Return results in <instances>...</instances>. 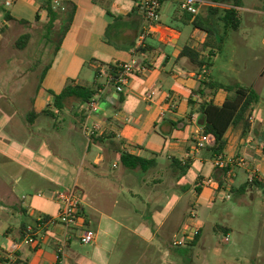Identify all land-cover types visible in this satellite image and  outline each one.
<instances>
[{"label": "crops", "instance_id": "1", "mask_svg": "<svg viewBox=\"0 0 264 264\" xmlns=\"http://www.w3.org/2000/svg\"><path fill=\"white\" fill-rule=\"evenodd\" d=\"M41 1L21 0L34 11L33 20L9 15L10 19L0 28V54L6 61L3 65L23 67L24 72L38 79L32 109L20 115L19 122L9 112L0 111V135L4 131L24 132L23 144L4 139L0 156L51 187L45 191V197L38 196L27 205L25 198L15 196L14 184L0 179V264H55L59 247H63L64 264H107L111 252L99 245V232L108 236L112 245L120 241L123 245L140 246L145 262L154 260L164 247L171 251L164 253L168 256L192 248L172 247L181 227L188 223L186 218L191 210H211L221 198L228 199L232 191L247 184L249 171H255L264 183V155L259 137L264 127L256 122L255 108L250 117V131L245 136L239 128H229L225 134L224 160L240 158L246 162L245 167L232 169L234 176L228 183L225 172L231 166L227 165L225 172L214 166L216 158L209 149L211 142L196 149L203 122L199 104L212 99L221 105L227 96L221 91L213 96L206 92L203 98L194 94L199 88L197 68L181 52L189 47L204 56L210 47H203L208 42L204 32L193 29L191 24L176 25L178 22L172 19L179 12L175 2H163L160 25L145 39L147 51L140 53L137 50L144 47L138 38L146 22L137 0H64L67 10L56 23L65 27L50 62L43 67L31 55L28 58L29 47L37 43L31 28L37 22H42L44 28L47 25ZM221 4L215 8H228L227 4ZM7 9L15 10L16 2ZM198 16L209 26L219 24L207 6L200 8ZM171 20L173 27H168ZM11 24L22 27L13 48ZM185 26L191 27L186 34L182 30ZM214 32L220 36L225 33L220 25ZM26 34L28 42L18 49L19 39ZM130 61L147 71H134L124 93L117 94L114 86L107 84V68ZM205 74L212 78L211 70ZM68 85L103 86L99 89L98 111L89 114L86 106L73 102L63 110H56L51 93L59 94ZM43 117L60 118L59 127L68 125L67 142L51 133L55 125L48 128ZM84 126L94 132L86 135ZM32 139L39 142V148L43 145L48 149L49 157L31 153L36 146ZM122 154L139 157L151 165L146 169L127 168L121 163ZM188 175L191 184L187 188L183 181ZM205 180L213 183L201 185ZM17 181L21 179L14 183ZM72 188H77L81 196V226H92L96 232L94 250L86 257L73 248L74 242L80 245L82 227L67 230L55 221L60 210L58 195ZM255 188L258 189L247 187L244 194ZM43 218L54 223H42ZM194 224L202 233L205 223L195 220ZM121 230L129 237L122 240L119 235L114 236ZM31 234L35 245L25 244V238ZM201 241L202 234L193 247Z\"/></svg>", "mask_w": 264, "mask_h": 264}, {"label": "rangeland", "instance_id": "2", "mask_svg": "<svg viewBox=\"0 0 264 264\" xmlns=\"http://www.w3.org/2000/svg\"><path fill=\"white\" fill-rule=\"evenodd\" d=\"M3 0H0L2 3ZM240 10L241 24L237 32H229L224 41L223 48L215 59L211 68L212 78L224 84L237 82L242 86L252 87L259 95V102L255 106L256 122L264 127V0H242ZM4 2V1H3ZM16 9L10 10L8 7L0 5V28L8 19L7 16L20 17L25 21H32L34 11L23 5L21 0H14ZM258 11V12H257ZM19 19V18H17ZM165 19H162L163 23ZM182 26L181 23H176ZM10 35L12 48L17 40L16 36L22 29L21 26L11 24ZM63 23H55L53 28L43 27L42 22H37L32 29L33 35L37 38V43L29 47L28 58L31 55L33 60H37L45 67L52 58V51L57 45L60 35L64 30ZM191 27L182 28L184 34L190 31ZM164 40V39H163ZM3 55L0 54V111L9 112L13 119L19 122V116L31 108V99L36 90V77L30 72H24L23 67H15L12 64H4ZM10 65V66H9ZM41 71L37 69V72ZM263 72V73H262ZM26 73V75L24 74ZM262 73V74H261ZM38 80V79H37ZM38 83V82H37ZM44 94V93H43ZM226 96H228L226 94ZM60 119V118H59ZM58 118L43 117L47 122L46 126L52 129L53 134H58L61 141L67 142L66 128L59 127ZM13 120V121H14ZM2 125V124H0ZM58 128V130H56ZM23 130L15 132L4 131L0 135V144L6 138H11L17 145L23 144ZM36 130L34 129L35 133ZM2 142V143H1ZM32 139V144L35 143ZM44 142V141H43ZM49 143V142H48ZM45 145V142H44ZM51 145V143H49ZM36 142L31 153L37 157H49L48 149L42 145L39 148ZM52 147V145H51ZM52 149V148H51ZM37 169V168H36ZM242 175V174H241ZM190 175L183 181L188 188L191 184ZM20 178L21 181H14ZM0 179L7 184H14V194L18 199L25 198L27 205L38 196L45 197V191L51 187L45 181H41L29 171H24L15 164L10 163L0 156ZM219 200L211 209L191 210L198 221L205 223L202 232L200 245L190 249L177 250L176 256L164 254L169 248H161L159 254L156 253L154 260L144 261L143 249L140 246L123 245L120 243L112 245L108 236L99 232L98 243L106 252H111L110 260L107 264H264V195L261 189H253L242 196L229 195L228 199ZM190 214L186 220L189 222ZM218 227L229 229V234L225 236ZM82 231H92L91 227L84 226ZM122 240L129 236L125 231L117 232ZM180 237V234L176 236ZM227 237L228 242H225ZM186 246L184 248H188ZM73 248L85 256L92 253L93 246L79 245L73 243ZM157 250V248H156ZM175 252V251H174ZM106 255H104L105 258ZM107 259V258H106ZM82 264H85L84 262ZM102 264V263H101Z\"/></svg>", "mask_w": 264, "mask_h": 264}, {"label": "trees", "instance_id": "3", "mask_svg": "<svg viewBox=\"0 0 264 264\" xmlns=\"http://www.w3.org/2000/svg\"><path fill=\"white\" fill-rule=\"evenodd\" d=\"M215 3L227 4L228 8H209V12L214 16H217V21L221 26V29L226 32H237L239 30L241 20L239 8H242V0H213ZM66 4V2H65ZM64 11L55 10L52 6V0H42L40 3V9L45 13L47 19L46 27L48 29L53 28L54 24L60 19V14L66 12L67 7H63ZM8 19L9 16H7ZM38 14L36 19H38ZM174 21L181 23V25L191 24L192 28L195 30L202 31L206 34L208 42L204 44L205 47H210L206 55L201 56L199 52L185 47L181 56L186 57L188 61L197 68V75L199 79V88L194 92L196 96L203 98L209 92L212 96L216 92H224L228 96L225 101L218 105L213 102V100L203 101L199 104V113L202 117V134L209 137L211 146L209 149L212 154L217 158L222 156L224 150L226 149V139L225 134L229 128H239L241 130L242 136H245L251 128L250 117L254 111L255 106L259 102V95L252 87L242 86L237 82H232L229 84H224L215 81L214 79L207 77L205 72L211 70L214 65V58L220 54L224 41L226 40V34L217 35L214 31L217 30L218 25L209 26L205 21L198 15L192 18L190 15L181 12H176V15L172 18ZM173 20L168 23V27H173ZM177 30V28H175ZM211 39V43H209ZM29 40V35L22 36L18 43L17 48H24L25 44ZM146 41V40H145ZM145 41L143 42V47L137 51L144 53L147 51L145 48ZM120 70L116 66H108L107 74L110 79V85H113V80L118 77ZM97 75L99 69L96 71ZM98 88H91L87 86H66L59 94L51 93L53 97V107L56 110H63L66 108L69 102H73L78 106H86L91 99L96 97L99 93ZM192 105V102L190 101ZM260 141L263 145L262 153L264 155V130L259 135ZM121 163L130 169H135L137 167L146 169L151 165V162L145 161L139 157L131 156L129 154L121 155ZM225 172V170H224ZM257 187L263 191L264 195V184L258 181H254L251 185L246 184L241 188L232 191L234 196H242L246 192L247 187ZM77 216L83 220L81 206L77 210ZM50 219L43 218L42 223L48 222ZM219 231L225 236L229 234V229L225 227H218ZM82 232V231H81ZM201 231L199 230L191 242L189 247H193L197 244L201 238ZM32 235V234H31ZM173 247V246H172Z\"/></svg>", "mask_w": 264, "mask_h": 264}, {"label": "built area", "instance_id": "4", "mask_svg": "<svg viewBox=\"0 0 264 264\" xmlns=\"http://www.w3.org/2000/svg\"><path fill=\"white\" fill-rule=\"evenodd\" d=\"M139 8L141 9L144 20L146 22V27L139 35L140 45L143 44L145 39L155 32L156 28L160 25V11L163 2L172 1L175 2L181 12H184L190 15L192 18L196 17L199 14V10L202 6H207L209 8L221 7L222 4L215 3L213 0H137ZM14 0H5L4 6L9 7L12 5ZM64 0H52V6L55 10L63 11ZM120 72L118 77L113 80V86L117 94L124 93L125 85L128 82V78L130 75L134 73V71H138L140 73H145L147 71L146 67H138L134 61H130L129 63L124 64H115ZM111 77L107 76V84L110 85ZM100 92L96 97L91 99V101L86 105L87 112L89 114L96 113L98 111ZM94 132V129L90 130L86 126L83 127V133L86 135H91ZM209 143V137L201 134L196 143V149H202L206 144ZM263 145L261 144L260 150H262ZM227 165L231 166V169H227ZM214 166L219 170H226V182H230L233 178V170L234 168H242L246 166V162L240 158H233L229 162L224 160L222 156H218L214 161ZM254 181H258L263 183V180L258 176L255 171H249L247 176V183L252 184ZM213 183L212 180H205L201 183V185H209ZM264 184V183H263ZM229 198V195H227ZM58 202L60 203V210L57 215L55 221L64 226L67 230H74L76 228L82 227L81 218L77 216V210L81 206V196L77 188H72L66 190L58 195ZM189 222L183 225L180 229V237H175L172 241V246L174 248H184L189 246L191 242L194 240L195 235L200 230L198 226L194 224L196 217L190 213ZM54 223L53 220H49L45 222V224ZM80 226V227H79ZM83 228V227H82ZM83 230V229H81ZM95 233L92 231H82L79 235V243L84 246H91L95 243ZM227 243V237L224 239ZM25 244L27 245H35L36 240L34 239V235H30L25 238ZM17 245L13 248L16 249ZM63 254V247H59L56 250L57 261L55 264H64L61 261V257Z\"/></svg>", "mask_w": 264, "mask_h": 264}]
</instances>
